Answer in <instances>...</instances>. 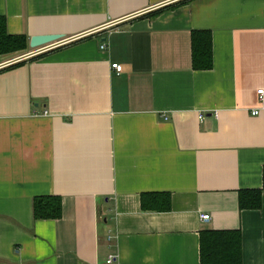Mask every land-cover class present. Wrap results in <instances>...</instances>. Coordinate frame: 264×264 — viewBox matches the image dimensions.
Masks as SVG:
<instances>
[{"label":"crops","instance_id":"1","mask_svg":"<svg viewBox=\"0 0 264 264\" xmlns=\"http://www.w3.org/2000/svg\"><path fill=\"white\" fill-rule=\"evenodd\" d=\"M0 17L27 38L0 55V264H201L213 231L264 264V0H0ZM154 195L169 210H143ZM53 197L61 217L34 220Z\"/></svg>","mask_w":264,"mask_h":264},{"label":"trees","instance_id":"2","mask_svg":"<svg viewBox=\"0 0 264 264\" xmlns=\"http://www.w3.org/2000/svg\"><path fill=\"white\" fill-rule=\"evenodd\" d=\"M27 38L23 35L11 36L6 32V20L0 17V55L20 51L26 47ZM191 59L193 70H208L212 67V44L209 31H193L191 36ZM264 173V170H263ZM264 181V175H263ZM264 187V182H263ZM150 203L142 198L143 210H169L168 198L165 195H154ZM239 208L256 209L260 206V191L242 192L239 196ZM165 205L163 208L155 205ZM33 219L53 220L61 217L60 199L38 198L33 201ZM201 264H241L240 233L207 232L200 240Z\"/></svg>","mask_w":264,"mask_h":264},{"label":"built area","instance_id":"3","mask_svg":"<svg viewBox=\"0 0 264 264\" xmlns=\"http://www.w3.org/2000/svg\"><path fill=\"white\" fill-rule=\"evenodd\" d=\"M106 29V28H104ZM58 47L57 44H48V46H45V47H41L39 49H36L33 53H31L30 55L31 56H34V55H38V54H43V53H46V52H49V50H52V49H56ZM106 47L104 45H101V49H105ZM111 68L115 71V73L117 75H119L121 72H122V66L118 65V64H113L111 65ZM257 95H258V99L260 101H262V97L264 95V91L263 90H259L257 91ZM258 114V111L256 110H253V112H251V115H256ZM201 118V117H199ZM202 220H208V216L207 215H202L200 217ZM112 260H113V256H110L108 257L106 263L107 264H111L112 263Z\"/></svg>","mask_w":264,"mask_h":264},{"label":"water","instance_id":"4","mask_svg":"<svg viewBox=\"0 0 264 264\" xmlns=\"http://www.w3.org/2000/svg\"><path fill=\"white\" fill-rule=\"evenodd\" d=\"M62 38L57 35H48V36H34L29 42V48L39 49L44 46H48V44L54 43L56 41H60Z\"/></svg>","mask_w":264,"mask_h":264}]
</instances>
